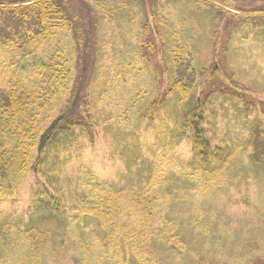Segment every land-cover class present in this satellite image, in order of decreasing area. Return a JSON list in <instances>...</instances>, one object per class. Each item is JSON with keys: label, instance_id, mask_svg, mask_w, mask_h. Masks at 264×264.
Instances as JSON below:
<instances>
[{"label": "trees", "instance_id": "obj_1", "mask_svg": "<svg viewBox=\"0 0 264 264\" xmlns=\"http://www.w3.org/2000/svg\"><path fill=\"white\" fill-rule=\"evenodd\" d=\"M243 1H196L212 13L211 25L222 27L220 20L231 17V23L223 26L230 35L226 42L231 49H225L228 63L234 49L249 45L244 32L264 35V5L249 11L235 7L236 2ZM64 2L73 5L70 13ZM110 2L114 4L103 0L102 7H111ZM102 7L95 8L93 0L0 1V50L7 58L0 88V201L15 192L28 174L33 176V193L24 210L6 211L0 205V264H43L44 254H53L54 233L63 221L76 230L94 221L101 236L93 241L115 264H161L148 246L152 239L182 250L175 221L162 214L168 196L160 176L162 179L167 169L166 161H156L143 187H120L85 173L81 179L65 176V165L100 135L103 120L97 116L99 106L112 108L109 96L118 97L125 91L130 96L129 77L146 76L144 71L149 70L147 60L137 56L129 67L119 61L116 65L121 68L110 77L101 73V78L115 79L108 85L94 77L97 32L102 22L105 32H110L118 16L115 8L108 13ZM240 16L250 18L243 21ZM135 18L139 35L133 47L158 54L161 75L155 85L161 86V91L155 87L149 95L143 91L149 85L141 82L138 89L143 90L134 91L131 111L144 101L141 121L149 126L156 123V138L166 140L172 130L187 139L191 161L185 181L194 190L208 193L233 181L239 183V175L233 179L227 175L240 163L263 168L264 108L259 109L255 98L239 82L222 78L228 72L235 78V70L217 62L199 66L197 56L192 55L190 36L166 31L168 19L157 1L140 7ZM216 18L219 21L214 23ZM255 18L260 21L255 22ZM247 25L249 28H245ZM106 43H112L111 37ZM113 50L109 46L111 53ZM74 52L76 55H72ZM76 62L80 67L74 69ZM201 73L211 76L219 87L204 90L196 105L186 110L199 87L195 78ZM100 95L107 98L97 99ZM225 97H232L235 106L248 112L233 139L206 127L210 119L205 106L213 100L219 107ZM119 99L114 109L126 107L119 104ZM164 109L172 111L165 116ZM129 113L121 112L125 122ZM170 114H177L175 121L180 125L170 126L174 123L165 120ZM240 137L242 140H238ZM78 239L80 258L87 260L92 247L82 242L83 237Z\"/></svg>", "mask_w": 264, "mask_h": 264}, {"label": "rangeland", "instance_id": "obj_2", "mask_svg": "<svg viewBox=\"0 0 264 264\" xmlns=\"http://www.w3.org/2000/svg\"><path fill=\"white\" fill-rule=\"evenodd\" d=\"M111 1L114 4L110 2L109 6L118 11V16L110 32H105L104 22L99 27L97 32L99 45L92 74L108 85L115 79L101 78L99 75L105 73L110 77L112 73H116L121 68L116 65L119 61L123 60L129 67L137 56H143V59L147 60L149 70L148 73L147 70L144 71L146 76L129 77L132 81L128 83L130 96L128 91L123 92L121 96L118 95L119 104L122 107L126 105L124 109H114L118 103V97L112 96H109L110 100L107 99L108 102L110 101L109 104H113L112 108L105 109L103 105L99 106L97 116L102 118L103 123L105 122L100 126V135L65 165V176L67 174L70 179L80 176L81 179L85 173L94 175L99 180L113 182L120 187L128 188L132 185L143 187L156 161L161 158L166 161L167 169L162 179L160 176V181L168 196L166 204L161 207L164 211L162 214L165 213L168 219L175 221L177 235L183 246L182 250H179L152 239L148 246L159 262L161 264H264V167L243 166L240 163L227 175L230 179L239 175V183L233 181L222 189L211 190L208 193L194 190V186L185 181L184 178L189 172L191 161L187 139H184L183 134L173 133L172 130H169L166 140L160 141L156 138L154 136L156 123L149 126L141 121L140 112L144 110V101L131 111L134 104V91L143 90L142 87L138 89L141 82L149 85V88L143 90L149 95H153L152 91L155 87L161 91V86L155 85L161 75L159 64L156 63L158 54L151 53L146 48H134V42L139 35L135 32L136 26L139 25L135 18L136 12L140 10V7L152 4L154 0ZM155 1L159 3V9L164 10L168 19L166 31L174 32L182 37L190 36L188 41L191 42L192 55L197 56L199 66L206 67L211 62H217L223 67L230 65L232 69L229 68L235 70V78L230 72L222 78L239 82L245 89H248L247 94L255 98L252 99L257 101L259 109L264 108V35L258 36L254 35V32L252 34L244 32L248 35L249 45L244 46L242 50L239 47L234 49L228 63L225 49H231V45L226 42L230 35L223 26L231 23L229 21L231 17L224 21L220 20L222 27H217L214 23L219 21L218 18L215 19L214 25H211L209 22L212 19V13L202 9V6L196 2L197 0ZM102 2L103 0H93V6L101 9ZM64 3L67 5L65 10L70 13L74 9L73 5ZM236 4V8L249 11L264 5V0H245L243 3L236 2ZM111 7L102 8L105 12L111 13ZM240 17L243 21H245L244 18H250ZM258 20L259 18L254 19L255 22ZM107 25L111 27V23L107 22ZM245 28H249V25ZM108 37H111L110 45L106 43ZM103 43L108 46H104ZM109 46L114 48L112 53L109 51ZM117 46L123 48V51ZM103 51L107 53L105 56L102 55ZM72 55H76L75 52ZM77 59L79 60L80 57ZM5 64H7L6 55L0 50V88L5 77V72H2V66ZM79 67L76 62L74 69ZM237 68L238 73H236ZM73 74L75 76V70ZM211 79V76L205 77L203 73L195 78L199 87L195 96L185 107L186 110H191L196 105L197 97L204 93V90L218 89V82ZM91 81H93L92 78ZM112 95H117V93H112ZM102 96L107 98V96L100 95L97 99ZM232 100V97H225L219 101V107H216L215 101L210 100L209 107L205 106V110L210 119L206 127L233 139L237 135L235 130L244 125L243 117L246 118L248 112L245 109L240 110ZM61 104H63L62 101ZM123 110L130 111V118L127 122L121 117ZM171 111L164 109L163 114L167 116ZM176 115L170 114L165 119L174 123L170 126L180 125L178 121H175ZM178 119L182 117L179 115ZM225 140L228 141V138L226 137ZM238 140L235 139V141ZM167 141L168 144L165 145ZM243 143H245L244 140ZM32 177L28 174L15 192L0 201V205L6 211L12 209L18 212L28 206L33 193ZM198 226H201V229ZM74 231L79 233L76 235ZM100 236L94 221L87 222L78 230L70 229L63 221L54 233L53 254H44L43 264H84L87 262L88 264H115L107 257L108 254H102V249L94 242L95 240L93 241ZM82 237V242L92 247V254L87 260L80 258L78 249V238Z\"/></svg>", "mask_w": 264, "mask_h": 264}]
</instances>
